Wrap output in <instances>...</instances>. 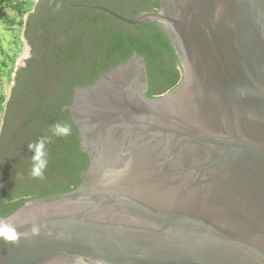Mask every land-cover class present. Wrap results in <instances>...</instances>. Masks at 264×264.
I'll list each match as a JSON object with an SVG mask.
<instances>
[{
    "label": "water",
    "instance_id": "water-1",
    "mask_svg": "<svg viewBox=\"0 0 264 264\" xmlns=\"http://www.w3.org/2000/svg\"><path fill=\"white\" fill-rule=\"evenodd\" d=\"M160 4L135 19L85 6L156 23L182 78L151 98L134 54L75 91L89 169L0 220L19 233L0 264H264V0Z\"/></svg>",
    "mask_w": 264,
    "mask_h": 264
},
{
    "label": "trees",
    "instance_id": "trees-1",
    "mask_svg": "<svg viewBox=\"0 0 264 264\" xmlns=\"http://www.w3.org/2000/svg\"><path fill=\"white\" fill-rule=\"evenodd\" d=\"M132 1L127 8L124 3L111 0H40L37 5L35 0H22L19 3L28 9L35 7L25 33L31 53L26 66L17 71L16 84L7 104L0 150H12L8 144L11 139L9 142L7 139L10 135L13 143L24 146V157L16 159L17 163L23 160L18 164L22 168H16L28 176L29 185L18 190L20 194H30L29 199L71 192L82 184V175L89 169L90 160L80 146L78 126L70 111L65 110L72 105L77 89L93 85L101 74L113 70L134 54L145 59L149 97L161 96L178 86L182 69L171 41L160 26L156 23L130 26L85 8L100 6L135 19L144 11H158L161 7L160 0ZM15 62L14 58L12 63L15 65ZM13 69L8 72V83ZM56 123L70 125L71 135L53 136L51 128ZM46 136L51 140L46 144L48 167L42 179L48 181L41 188L38 185L41 179L30 175L33 153L28 145ZM12 201L3 193L0 195V220L29 200Z\"/></svg>",
    "mask_w": 264,
    "mask_h": 264
},
{
    "label": "rangeland",
    "instance_id": "rangeland-1",
    "mask_svg": "<svg viewBox=\"0 0 264 264\" xmlns=\"http://www.w3.org/2000/svg\"><path fill=\"white\" fill-rule=\"evenodd\" d=\"M21 1L0 0V138L4 131L7 104L16 84L17 71L25 67L30 58V54L27 55V52L31 47L25 33L28 28L29 16L34 13L35 7L28 9L19 6ZM39 1L35 0V4L37 5ZM111 1L121 5L124 3L126 8L133 2L132 0ZM24 10L29 12L24 13ZM14 58L16 59L15 65L12 63ZM11 67L14 69L10 77L11 82L8 83V72ZM20 181L26 184V180L20 179Z\"/></svg>",
    "mask_w": 264,
    "mask_h": 264
},
{
    "label": "flooded vegetation",
    "instance_id": "flooded-vegetation-1",
    "mask_svg": "<svg viewBox=\"0 0 264 264\" xmlns=\"http://www.w3.org/2000/svg\"><path fill=\"white\" fill-rule=\"evenodd\" d=\"M13 136L10 135L8 137V142L9 139H11L10 143L12 150H8L6 148H3L0 150V195L3 193L5 194V197L13 199L14 201L12 202H17L20 200H35V199H29L31 197L30 194H20L21 192L18 190L20 187H27L29 185V179L28 176H26L23 172L17 171V168H22L18 164H22V161H19V163L16 162L17 157H24L23 152H24V146H21L20 144L13 143L12 141ZM12 151V153H11ZM17 166V168H16ZM26 180V184L20 181V179ZM48 180L46 178L41 179V181L38 183L40 187H44L45 183ZM39 187V188H40ZM22 190V189H21ZM25 191V189H24ZM51 197V196H48ZM48 197H43V198H48ZM37 199H42V198H37Z\"/></svg>",
    "mask_w": 264,
    "mask_h": 264
},
{
    "label": "clouds",
    "instance_id": "clouds-1",
    "mask_svg": "<svg viewBox=\"0 0 264 264\" xmlns=\"http://www.w3.org/2000/svg\"><path fill=\"white\" fill-rule=\"evenodd\" d=\"M51 132L56 137H67L71 135V127L67 123H56L52 126ZM51 137H41L37 142L28 145L29 151L33 153L31 156L32 168L30 175L33 178L44 177V172L48 167V159L46 154V144L49 143ZM36 231V229H33ZM19 239L18 229L6 222L0 221V242L5 244L16 243Z\"/></svg>",
    "mask_w": 264,
    "mask_h": 264
}]
</instances>
